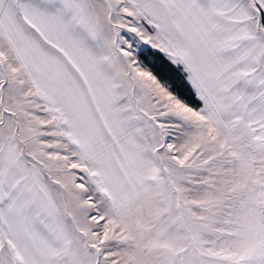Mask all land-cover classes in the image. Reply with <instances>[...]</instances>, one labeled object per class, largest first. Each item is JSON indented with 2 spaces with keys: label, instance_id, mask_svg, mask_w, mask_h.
I'll return each instance as SVG.
<instances>
[{
  "label": "snow or ice",
  "instance_id": "1",
  "mask_svg": "<svg viewBox=\"0 0 264 264\" xmlns=\"http://www.w3.org/2000/svg\"><path fill=\"white\" fill-rule=\"evenodd\" d=\"M0 264H264V0H0Z\"/></svg>",
  "mask_w": 264,
  "mask_h": 264
}]
</instances>
